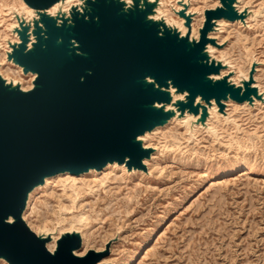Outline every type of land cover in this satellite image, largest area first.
<instances>
[{"label":"water","instance_id":"95a60500","mask_svg":"<svg viewBox=\"0 0 264 264\" xmlns=\"http://www.w3.org/2000/svg\"><path fill=\"white\" fill-rule=\"evenodd\" d=\"M24 2L47 7L53 0ZM88 2L91 11L84 14L88 19L74 15V26L56 28L54 21L43 17L47 39L37 29V44L26 55L27 38L20 33L23 25L18 22L14 27L23 43L12 62L24 66V73H39V78L34 82L35 90L27 94L3 87L0 81V255L11 264H96L108 254V245L103 250L88 249L83 257L76 254L81 235L75 231L60 234L59 251L50 257L43 248L45 241L35 239L21 222L20 212L26 207V194L42 183L44 176L65 170L72 174L89 168L100 170L105 162H122L125 156L139 170L146 169L139 161L150 157L153 149L142 151L134 137L163 124L171 114L152 108L153 101L169 98L146 84L145 76L165 87V82L172 80L178 90L189 91L192 98L199 94L207 102L215 96L220 112L225 106L219 99L229 89L224 81L212 85L205 79L207 72L218 70L199 62L202 45L192 47L167 33L157 37L156 27L145 21L144 13L124 14L116 0ZM150 7L154 13L156 5ZM71 11L79 15L76 7ZM179 15L191 28L194 13L182 11ZM237 15L231 9H209L202 38L211 28L208 19L243 18L242 13ZM58 38L62 42L57 43ZM73 39L81 55H76L77 49L70 43ZM15 46L10 43V47ZM254 72L255 65L246 87L254 85ZM250 92L260 95L258 89ZM233 98L241 103L248 97L237 98L233 93ZM198 107L203 108V104ZM204 112L206 115L208 109ZM8 215L16 217V224L3 223Z\"/></svg>","mask_w":264,"mask_h":264},{"label":"clouds","instance_id":"9594fccd","mask_svg":"<svg viewBox=\"0 0 264 264\" xmlns=\"http://www.w3.org/2000/svg\"><path fill=\"white\" fill-rule=\"evenodd\" d=\"M91 2L95 3V0ZM116 2L122 6L121 12L124 14L144 13L145 21L156 27V35L159 38L167 33L192 47L202 45L199 62L207 68L218 70L207 72L205 79L212 85L224 81V87L229 91L219 99V104L226 101L234 111L221 115L217 111V97H210L207 102L199 94L192 98L189 91L178 90L172 80H167L165 87L156 83L154 78L145 76L146 84L152 85L154 90L166 94L169 98L167 101H153L152 108L162 110L165 115L171 114L167 115L163 124H158L134 137V143H138L142 151L155 149L151 160L147 159L148 155L139 161V165H146L150 171H138L141 168L132 164L131 158L125 156L122 162L116 160L105 162L100 170L89 168L75 175L65 170L44 176L42 183L32 187L26 194L25 204L26 201L29 202L30 211L26 210L24 205L20 212V220L35 239L45 241L43 248L50 257H55L59 251V233L81 231L80 225L87 227L90 217H93L91 222H95L104 213L110 212L119 203L116 199L117 194L134 182L133 177L140 176L141 182L137 187H142L143 182L149 178L171 179L180 171L177 165L190 164L200 159L227 158L228 153L220 152L215 146L223 143L224 147L231 150L245 141L253 143L249 138L256 137V132L246 129L254 126L257 117L264 113V0H116ZM153 5H156L155 13L153 7H150ZM73 7L77 8L79 15L71 11ZM209 9L213 12L215 10L228 12L231 9L236 15L242 13L243 18L235 19V23L223 16L207 18L211 28L202 38L201 29L205 28V13ZM189 10L199 17V22L191 28L185 26L186 19L179 15L182 11ZM86 11H91L88 0H53L47 7L29 6L24 0H0V13L16 14L17 21L23 25L20 33L23 32L27 38L23 49L25 55L37 44L35 35L37 29L40 30V36L47 39L43 17L54 21L56 28H61L74 26V15L77 19L83 16L87 20L88 16L84 15ZM15 26L14 23L12 27ZM20 33L12 41L16 45L14 48L9 45V35L0 33V81L3 87L10 86V90L27 94L35 90L34 82L38 80L39 73L29 71L31 76L29 86L21 89L18 85L22 83L20 76L25 71L24 66L15 62V65L6 67L15 61L14 52L19 50L23 43ZM60 42L62 41L58 38L57 43ZM70 43L77 49L76 55H81L77 41L73 39ZM253 65L258 66L256 68L258 82L252 87L249 85L246 87L245 82L250 80L249 71ZM257 88L260 89L259 96L250 92V89ZM233 93L237 98L246 95L248 98L244 99L240 106L237 99L233 98ZM190 97L192 99L189 108L187 105ZM201 104L203 108L198 107ZM204 109H208L206 115ZM254 112L256 115H253ZM237 114L239 123L234 119ZM261 127L264 128V125ZM235 133H244L239 142L233 138ZM173 169L176 171H172ZM168 172H172V176L166 175ZM84 175L92 176L93 179H76ZM38 189L42 190V194L36 197V203L32 204L30 203L33 199L32 193ZM150 190L157 191L155 188ZM68 213L74 214L67 215ZM3 223L14 225L16 217L8 215L3 218ZM49 237H52L51 243ZM182 240L183 237L180 238V241ZM261 244H264V241L258 242L256 248L261 247ZM86 251L80 254L81 257ZM231 251L235 252V249L232 248ZM252 253L255 255V249ZM208 255V252H204L196 264H199L200 260L208 264V260L204 259ZM236 256L240 258L241 254L236 253ZM212 259L215 264L214 254ZM0 264H11V260L0 255ZM248 264H264V251L256 255L255 261H249Z\"/></svg>","mask_w":264,"mask_h":264},{"label":"rangeland","instance_id":"374dc122","mask_svg":"<svg viewBox=\"0 0 264 264\" xmlns=\"http://www.w3.org/2000/svg\"><path fill=\"white\" fill-rule=\"evenodd\" d=\"M198 22L196 16L192 27ZM14 23L17 25L13 13H0V33L8 34L10 41L17 37L12 32ZM257 67L255 65V84L258 82ZM20 79L22 88L28 87L30 73L22 74ZM239 104L242 106L243 103ZM229 111L234 109L225 102L222 113H218L225 115ZM262 117L264 113L257 117L254 126L246 129L256 132V137L249 138L253 143L245 141L231 150L223 143L215 146L220 152L228 153L227 158L200 159L177 165L180 170L177 175L166 173L172 176L171 179L149 178L142 187H137L140 176L133 177L134 182L117 194L119 203L110 212L95 222H91L93 217H90L87 227L80 225L81 247L76 253L80 255L88 249L103 250L108 245V254L100 260L106 264H196L204 252L209 253L204 257L208 264H213V254L215 264L255 261L256 255L264 251V244L256 248L258 242L264 241ZM234 119L239 123V114ZM243 135L235 133L233 138L239 142ZM243 148L252 150L243 151ZM148 159L151 160V156ZM233 162H241V165L224 172L223 168ZM138 171L150 169L146 166L145 170ZM78 179L92 180L93 177L86 175ZM41 194L39 189L34 192L30 203L35 204V198ZM26 210L30 211L28 205ZM236 253L241 257L237 258ZM199 264H204L203 260Z\"/></svg>","mask_w":264,"mask_h":264},{"label":"bare ground","instance_id":"6f19581e","mask_svg":"<svg viewBox=\"0 0 264 264\" xmlns=\"http://www.w3.org/2000/svg\"><path fill=\"white\" fill-rule=\"evenodd\" d=\"M25 3V2H24ZM26 4V3H25ZM189 12H191V10H189ZM155 13V12H154ZM192 13H194V12H192ZM196 16H198L196 13H194V16H193V20H192V24H193V21H194V18L196 17ZM13 18L14 19H16V21H17V18H16V14H14L13 13ZM234 21V20H233ZM192 24H191V27H192ZM17 25H18V21H17ZM16 25V26H17ZM15 26V27H16ZM12 32L13 33H15L16 35H17V33L14 31V27L12 28ZM17 37H18V35H17ZM9 42V45H10V43H12V41H8ZM12 64H14L13 62H11ZM15 65V64H14ZM24 74V73H23ZM254 85H255V83H254ZM20 87L22 88V86H21V84H20ZM23 89V88H22ZM258 91H259V89H258ZM260 92V91H259ZM226 102V101H225ZM224 102V103H225ZM240 103V102H239ZM241 103H243V102H241ZM217 110H218V106H217ZM218 112H220L219 110H218ZM220 113H222V112H220ZM206 120H207V118H206ZM206 120H205V122H206ZM152 154V153H151ZM151 154H150V156H151ZM241 165V162H233V163H231V164H229V165H227V166H225L224 168H223V170H224V172L225 171H227V170H229V169H231V168H235V167H238V166H240ZM102 169V168H101ZM219 172V171H218ZM75 175V174H74ZM86 175H84V176H82V177H85ZM82 177H76V179H78V178H82ZM37 190H35L34 192H36ZM33 192V193H34ZM32 193V194H33ZM27 205H28V201L26 202V207H27ZM26 207H25V209H26ZM61 233H63V232H61ZM61 233H59V235L61 234ZM150 235V234H149ZM81 238H82V234H81ZM143 241H144V239H143ZM52 242V237H51V240L49 241V243H51ZM147 244V243H146ZM149 244V243H148ZM78 251V250H77ZM75 253H76V251H75ZM77 254V253H76ZM132 257V256H131ZM137 257V256H136ZM131 259V258H130ZM129 261V260H128ZM103 261H100V262H98L97 264H99V263H102ZM125 262V261H124ZM123 262V263H124ZM140 263H142V262H140ZM144 263V262H143Z\"/></svg>","mask_w":264,"mask_h":264}]
</instances>
